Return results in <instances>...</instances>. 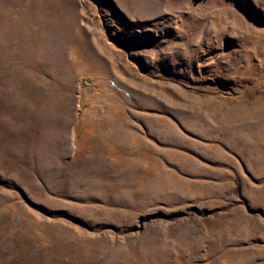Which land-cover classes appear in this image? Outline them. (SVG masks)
Returning <instances> with one entry per match:
<instances>
[{
	"label": "rangeland",
	"instance_id": "374dc122",
	"mask_svg": "<svg viewBox=\"0 0 264 264\" xmlns=\"http://www.w3.org/2000/svg\"><path fill=\"white\" fill-rule=\"evenodd\" d=\"M0 264H264V0H0Z\"/></svg>",
	"mask_w": 264,
	"mask_h": 264
}]
</instances>
